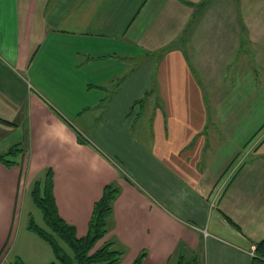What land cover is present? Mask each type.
<instances>
[{
    "label": "crops",
    "instance_id": "0c3cea01",
    "mask_svg": "<svg viewBox=\"0 0 264 264\" xmlns=\"http://www.w3.org/2000/svg\"><path fill=\"white\" fill-rule=\"evenodd\" d=\"M22 113L49 146L0 164V264L55 261L16 221L48 169L78 237L104 188H119L100 245L119 264H168L178 244L199 264H252L264 240V0H0V118Z\"/></svg>",
    "mask_w": 264,
    "mask_h": 264
},
{
    "label": "trees",
    "instance_id": "16d2710c",
    "mask_svg": "<svg viewBox=\"0 0 264 264\" xmlns=\"http://www.w3.org/2000/svg\"><path fill=\"white\" fill-rule=\"evenodd\" d=\"M0 123L15 126L14 123L2 118ZM22 154L24 149L18 145L12 146L0 155V164L11 168L18 164L14 158ZM53 177L52 169H48L44 181H35L33 184L32 197L35 205L44 215L45 227H40L32 221L30 225V229L52 247L55 253V261L52 264L57 262L61 264H119L122 252L114 250L112 243H104L96 248L109 232L107 221L112 214L113 202L119 193V188L115 185H107L104 188L102 197L94 205L87 235L78 237L75 227L68 224L59 213L54 196ZM229 222L240 230L233 221L229 220ZM60 242L71 249L72 256H69ZM182 249L183 245L180 246L179 252L177 251L180 257L177 264H199L196 258L186 257L185 254L183 256ZM144 258L145 254H142L133 264H142ZM14 264L24 263L18 260ZM252 264H264V240L255 243Z\"/></svg>",
    "mask_w": 264,
    "mask_h": 264
},
{
    "label": "rangeland",
    "instance_id": "374dc122",
    "mask_svg": "<svg viewBox=\"0 0 264 264\" xmlns=\"http://www.w3.org/2000/svg\"><path fill=\"white\" fill-rule=\"evenodd\" d=\"M234 66L235 65H233L229 68V75H228L227 81H229V79H230L231 71H232ZM256 69H258L257 66H256ZM1 116H3V115H1ZM7 116L8 117H5V118H12V120L9 119V121L13 122V120H14V122L17 123V126H16V124H15V126H12L9 124L0 123V155L7 152L8 148L15 146V144L18 145V147L24 149V152L28 151L31 154H32L33 148H35V151H37V149L40 150V148L42 146H49V145L44 144V138L41 139V137L39 136L41 134L39 130H35V131L32 130L31 125H29L28 118L26 117V115H23V113H22V114H14V115H7ZM2 118H4V117H2ZM213 124H214V122H213ZM222 137L224 138V136H222ZM263 139H264V136L256 144L258 145ZM256 140L257 139H254V141H256ZM263 144H264V142H263ZM222 147L223 146H219V149ZM256 147L257 146H255V145L251 146L248 149V151H246V153L253 152V150H255ZM215 148H216V142L215 143H213V142L209 143V146L206 148L205 156L210 154V151L214 150ZM262 148H264V146ZM208 149H209V152H207ZM257 155L254 153L250 154L251 161L253 159H256ZM19 158H20V156L14 158V159H16L18 162ZM44 178H45V174L42 178L39 177L37 180L40 182H43ZM225 179H226V177L222 180V182ZM219 187H222V186H219ZM20 202L21 203L19 204V206L16 209V211H17L16 212V221H18V223L20 221V223H24V224L32 221L40 227L43 226L44 225V222H43L44 221V215H43L42 211L35 205L33 197L31 196L29 191L24 192ZM60 243L62 244L64 250L69 254V256H72L71 249L66 244H64L62 242H60ZM101 244H102V240L97 244L96 248L98 247V245L100 246ZM180 246H181V244L177 245L176 250L174 252V257L179 252ZM173 258L170 259V262L168 264H172ZM57 264H61V263L57 262ZM174 264H177L176 260L174 261Z\"/></svg>",
    "mask_w": 264,
    "mask_h": 264
},
{
    "label": "built area",
    "instance_id": "2783aa9c",
    "mask_svg": "<svg viewBox=\"0 0 264 264\" xmlns=\"http://www.w3.org/2000/svg\"><path fill=\"white\" fill-rule=\"evenodd\" d=\"M219 192H220V191H219ZM219 192H218V193H219ZM215 201H216V199H213L212 206H213L214 204H216Z\"/></svg>",
    "mask_w": 264,
    "mask_h": 264
}]
</instances>
